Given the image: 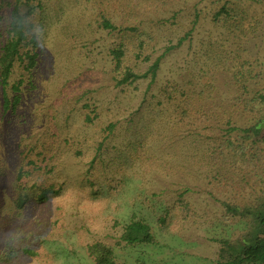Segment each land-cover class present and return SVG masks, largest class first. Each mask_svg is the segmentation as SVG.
<instances>
[{"label": "trees", "instance_id": "trees-1", "mask_svg": "<svg viewBox=\"0 0 264 264\" xmlns=\"http://www.w3.org/2000/svg\"><path fill=\"white\" fill-rule=\"evenodd\" d=\"M182 1L187 2L78 0L84 13H91L85 24L70 17L64 21L44 0H0V120L10 116L11 122L16 117L23 126L31 125L19 112L26 100L36 98L37 115L47 109L44 100L49 91L41 73L52 42L50 35H56L52 39L56 46L78 52L82 61L90 57L87 51L99 40L97 35H109V73L117 90L114 101L120 104L121 94L141 92L145 83L149 87L157 82L164 58L192 39L200 23L209 21L221 32V38L210 40L205 48L210 63L188 84L169 80L150 97L146 90L141 106L129 116L127 109L112 117L114 101L106 105L95 90H83L77 111L93 134L84 140L80 136V140L69 139L56 124L46 133L45 142L31 138L29 141H35L16 154L15 164L0 155V198L7 195L5 202L0 201V264H57V254L48 248V242L65 231L63 194L68 184L61 181V175L69 155L85 162L80 191L87 199L104 196L96 166L106 157L110 158L108 165L116 167L115 176L108 180L110 198L124 187L129 168H139L141 178L155 171L174 173L154 150L147 149L154 131L161 134L157 122L154 125L157 110L171 112L175 122L170 128L178 137V147L185 150L188 162L207 172L210 185L253 192L247 200L234 196L222 201L225 224L240 218L250 228L235 239L217 240L220 247L215 264H264V63L245 55V44L263 31L264 0H201L196 11L190 12L192 18L183 15ZM206 8L210 10L207 14ZM181 19L189 21L185 36L176 44L174 39L167 40L166 51L155 57L163 44L159 30L177 26ZM220 70L232 76L228 97L217 91L215 79ZM142 104L152 118L121 150L119 131L125 123L134 127ZM52 120H58V111ZM111 150L120 151V157L111 156ZM187 192L164 210L158 219L161 228L176 222L180 231L187 224L198 223L200 215ZM113 227L120 230L118 245L137 248L158 242L153 226L135 214L126 223L114 220ZM82 242L93 264H120L116 249L106 241L82 238Z\"/></svg>", "mask_w": 264, "mask_h": 264}, {"label": "rangeland", "instance_id": "rangeland-1", "mask_svg": "<svg viewBox=\"0 0 264 264\" xmlns=\"http://www.w3.org/2000/svg\"><path fill=\"white\" fill-rule=\"evenodd\" d=\"M56 10L64 21L70 18L88 23L90 12L84 13V6L78 5V0H44ZM201 0L182 1L185 12L184 16L189 18L193 15L190 12L196 11V4ZM210 12L205 9V14ZM174 14L171 15V17ZM181 24L161 28L159 34L163 44L158 47L155 57L162 55L168 45L167 40L174 39L175 44L182 36H185L189 21L181 19ZM63 23V21L61 22ZM55 34L50 35L52 41L48 49V58L43 65L41 77L47 82L46 99L47 106L45 112L37 115L36 98L33 101L26 100L19 111L23 119L30 121V126H23L16 119L9 121V117L0 120V155L2 160L10 165L15 164L16 154L28 150L36 138L41 142L47 140L46 133L55 129L59 124L61 132L69 139L78 138L83 140L93 134L92 128H87L83 124L77 109L79 98L83 90L93 89L96 94L109 104L114 101L115 90L111 83L110 63L107 58L106 49L111 44L112 39L107 34L97 35L99 39L95 45L90 47L89 58L82 61L78 57V52L70 53L66 48L61 49L53 42ZM213 37V38H212ZM221 38L218 31L209 21L200 23L193 34L192 39H187L177 49L169 52L163 60V68L156 83L148 87L145 83L141 92H130L127 95L121 94L117 104L114 101L113 113H123L129 110L130 114L139 109L140 102L144 98L146 90L149 95L156 94L157 90L165 85L169 80L177 81L180 84H188L191 79L202 73V68L206 69V64L210 61L205 56V48L210 40ZM230 46V45H228ZM245 47L248 53L245 55L264 63V28L256 37H251ZM55 49L62 51L59 55ZM215 79L218 92L228 97L231 75L229 72L218 71ZM28 95V94H26ZM146 104H142L139 115L135 118L134 127L130 123H125L118 140V148L123 150L128 141L134 139V134L146 125L147 120L152 118L145 112ZM132 108V109H131ZM58 111V120H52V116ZM126 116V118H128ZM2 118V117H0ZM55 119V118H54ZM154 125L160 126V132L156 129L154 136L149 140L147 149L154 150L155 154L161 157L168 167L174 169V173L168 175L159 171L148 174L145 178L139 168H129L125 179L124 187L117 195L110 198L108 192V180L114 175L116 170L113 164L108 165L110 158L106 157L103 164H97L96 169L99 174V182L103 198L87 199V196L80 191L82 188L83 171L86 169L82 159H76L69 155L65 159L61 181L67 182V189L63 194L64 202L67 205L65 231L62 236L53 238L48 242V248L57 254V264H93L92 260L83 247V239H100L106 241L116 249L117 261L120 264H215V259L219 252L217 240L223 238L235 239L249 230V222L240 218L229 223L222 220L224 207L222 201L229 197L238 196L240 200L249 199L253 193L250 189L244 194L240 187L233 189H218L210 185L207 179V172L194 167L187 161L184 149L178 144L177 136L173 134L170 127L174 124L172 114L168 111H156L153 116ZM104 120H108L107 117ZM167 124H170V126ZM57 130V129H56ZM80 140V138H78ZM127 139V140H125ZM111 150V156L120 157V151ZM11 155V156H10ZM17 159V157H16ZM137 172V173H136ZM257 187V186H256ZM187 192L197 212L200 215L198 223L187 224L179 231V225L172 223L168 228H161L158 224L159 217L164 210L172 205L182 192ZM6 201L7 195H1L0 201ZM149 222L157 237V244L128 248L118 245L120 230L114 229V220L122 223L129 222L133 215ZM2 235L0 234V238Z\"/></svg>", "mask_w": 264, "mask_h": 264}]
</instances>
